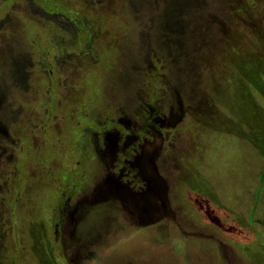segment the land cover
Instances as JSON below:
<instances>
[{
    "label": "rangeland",
    "instance_id": "obj_1",
    "mask_svg": "<svg viewBox=\"0 0 264 264\" xmlns=\"http://www.w3.org/2000/svg\"><path fill=\"white\" fill-rule=\"evenodd\" d=\"M0 264H264V0H0Z\"/></svg>",
    "mask_w": 264,
    "mask_h": 264
},
{
    "label": "trees",
    "instance_id": "obj_2",
    "mask_svg": "<svg viewBox=\"0 0 264 264\" xmlns=\"http://www.w3.org/2000/svg\"><path fill=\"white\" fill-rule=\"evenodd\" d=\"M91 25H92L91 23H88V25H87L88 28H89V27H92ZM84 27H86V25H85ZM89 31H90V30H89Z\"/></svg>",
    "mask_w": 264,
    "mask_h": 264
}]
</instances>
